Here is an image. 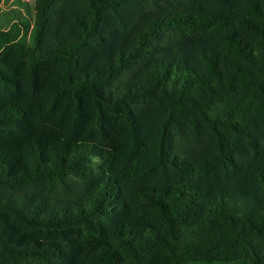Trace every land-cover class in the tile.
<instances>
[{
  "label": "trees",
  "instance_id": "1",
  "mask_svg": "<svg viewBox=\"0 0 264 264\" xmlns=\"http://www.w3.org/2000/svg\"><path fill=\"white\" fill-rule=\"evenodd\" d=\"M2 5L0 264H264V0Z\"/></svg>",
  "mask_w": 264,
  "mask_h": 264
},
{
  "label": "rangeland",
  "instance_id": "2",
  "mask_svg": "<svg viewBox=\"0 0 264 264\" xmlns=\"http://www.w3.org/2000/svg\"><path fill=\"white\" fill-rule=\"evenodd\" d=\"M24 1H28L29 2L30 10H29V7H27L26 5H22V4L18 3V2H15V0H3L2 7H3L4 10H7V9L11 10V9H13V7L15 5L17 6V8L19 6H21L23 11H25L27 14H29V11H30V14H31V12H32L31 7L33 5V0H24Z\"/></svg>",
  "mask_w": 264,
  "mask_h": 264
}]
</instances>
